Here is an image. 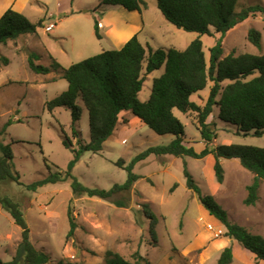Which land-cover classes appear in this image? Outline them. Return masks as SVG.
<instances>
[{"label": "rangeland", "instance_id": "obj_1", "mask_svg": "<svg viewBox=\"0 0 264 264\" xmlns=\"http://www.w3.org/2000/svg\"><path fill=\"white\" fill-rule=\"evenodd\" d=\"M28 1L26 17L32 22L43 19V27L5 44L0 43V53L9 59L8 65L0 66V142L15 141L12 144L14 171L18 172L21 183L10 181L0 184V194L20 204L31 242L37 248L46 250L51 257L46 264L66 259L82 264L103 263L108 249L130 260L138 251L151 264H217L222 249L228 245L233 250L231 264H264L239 241L224 236L225 226L200 204L197 195L187 186L185 169L191 172L203 194L213 195L227 210L232 222L264 236V180H260L256 204L245 205L246 187L252 182L254 174L243 168L236 158L222 160L224 179L221 183L214 175L212 153L202 158L150 154L134 165L133 171L140 177L132 188L116 191L108 199L75 196L71 178L45 184L35 190L27 189L26 185L49 173L66 170L73 152L63 145V132L72 141L73 148L77 147L72 135L70 110L57 107L50 113L45 107L47 100L67 89V80L57 71L47 74L35 72L30 67V60L49 66L54 58L63 67H68L99 53L103 48H110V44L94 33L91 4V8L82 5L88 0H76L73 6L75 13H62L61 16L57 15V11L65 7L59 5V0ZM146 2L148 8L144 17L147 25L140 36L137 34L142 43L147 40L155 48L175 46L183 49L198 36L196 32L184 31L168 22L158 9L156 0ZM256 4L264 7V0H239L236 10ZM162 19L164 22H161ZM49 22L55 23L56 27L46 32L44 26ZM250 27L261 32V49L248 40ZM220 39L223 56L229 53L235 56L264 53V13H254L224 36L219 33L202 35L208 64L210 48ZM32 55L36 58H31ZM163 73L162 66L145 75L138 95L141 100L148 99L153 79ZM228 82L224 81L221 85ZM211 85L212 82L208 81L204 89L191 95V100L203 106ZM77 103L81 107V116L75 128L82 139L88 141V112L80 99ZM174 114L185 125L186 141H202L196 113L183 114L174 109ZM217 115L215 107L208 117V121H216V135L209 143L210 149L230 143L264 147V134H238L235 126L218 120ZM120 117L128 120L119 121L102 150L99 153L84 151L72 169V175L86 187L109 190L114 184L124 183L127 171L116 165L119 159L126 166L148 147L166 144L173 139L171 134L155 133L130 112H123ZM190 144L195 145L197 150L203 147L201 142ZM43 156L48 159L49 169ZM146 209L157 217L155 236L149 232L150 219ZM68 211L72 212L76 225L70 236ZM20 238L21 228L0 206V259L3 262L11 260Z\"/></svg>", "mask_w": 264, "mask_h": 264}, {"label": "trees", "instance_id": "obj_2", "mask_svg": "<svg viewBox=\"0 0 264 264\" xmlns=\"http://www.w3.org/2000/svg\"><path fill=\"white\" fill-rule=\"evenodd\" d=\"M73 2V0H70ZM239 0H156V4L165 19L177 28L188 32H196L198 36L184 48H152L143 44L134 34L120 49H103L99 53L63 67L52 58L49 66L35 64L30 60V67L37 73L47 74L57 71L66 79L68 87L56 97L47 100L45 107L52 113L57 107L70 110L72 116V135L77 147L63 132V145L72 149L73 158L66 170L49 173L26 185L27 189L35 190L45 184L72 179L73 194L98 196L108 199L119 190H130L140 176L134 173V165L150 154L173 155L176 157L190 156L202 158L213 154V171L218 182H223V159L236 158L241 166L254 174L252 182L247 185V194L243 200L245 205H255L259 195L260 180H264V147L244 144H220L209 148L215 137L216 121H208L214 108L218 109L217 119L225 124L236 127L238 134L262 136L264 134V53H229L223 56L221 39L210 48L209 64L203 50L202 35L226 32L243 22L256 12L264 13L262 5H249L240 11L236 10ZM121 5L129 11L141 12L147 8L146 0H100L94 10L102 6ZM43 19L30 21L23 13L8 8L0 16V43L5 44L22 34L34 33L43 27ZM94 33L101 38L98 19L94 17ZM248 40L261 49V32L250 27ZM36 55H32L31 58ZM9 64V59L0 53V66ZM164 67V73L153 79L148 99L141 100V91L145 75ZM208 81L212 82L209 95L203 106L191 100V95L204 89ZM229 81L222 86V82ZM80 99L88 112L89 140L82 139L76 130V122L81 116ZM174 109L183 114L196 113L202 141H186L185 125L174 114ZM130 112L155 133L171 134L173 139L162 145L150 146L131 159L125 166L119 159L116 165L126 169L127 179L122 184H114L109 190L89 188L80 183L73 175L72 169L84 151L99 153L104 142L112 137L119 121L127 122L120 115ZM18 142V141H16ZM203 143L199 150L190 143ZM11 140L0 142V184L15 181L19 184V174L14 171V154ZM42 152V150H41ZM45 165L47 157L43 156ZM188 188L193 191L200 204L224 226V236L239 241L242 246L253 253L256 258L264 261V236L253 233L246 227L232 222L227 210L211 194H203L188 169L184 170ZM0 206L5 209L14 222L21 228V238L11 260L0 264H46L50 261L49 253L37 248L30 240L29 228L20 208V204L6 195L0 194ZM150 219L149 232L155 236L157 217L145 210ZM70 229L68 235L75 230L72 212L68 211ZM233 250L225 246L217 260V264H231ZM55 264H82L71 259L61 260ZM97 264H151L138 251L132 259H126L119 253L108 249L103 263Z\"/></svg>", "mask_w": 264, "mask_h": 264}, {"label": "crops", "instance_id": "obj_3", "mask_svg": "<svg viewBox=\"0 0 264 264\" xmlns=\"http://www.w3.org/2000/svg\"><path fill=\"white\" fill-rule=\"evenodd\" d=\"M99 1L100 0L98 1L88 0V1H84L82 5L84 7H90L91 4L92 8L91 7L90 8L93 9V13H94L93 17L97 18L99 22V32L101 35L100 40L103 39L104 42L110 44L109 49H120L127 42V40L130 39L134 34H138L140 36L142 31L144 30V27L147 25V22L144 17L145 9H143L141 12H138L136 10L126 11V9L123 6L115 5V6H105L104 8L101 7L98 8V10L94 11V8L98 5ZM28 3H29L28 0H0V16L9 7L27 16L25 14V9L28 7ZM74 4H76V0H73V2H70L69 0H59V5L60 6L64 5L65 8L60 7V9L57 11V15L60 14L62 15V13L67 15H73L75 13V10L73 8ZM86 9L84 11H86ZM98 12L101 13V15H99ZM157 16L159 17V15ZM161 22H164V19H162ZM102 28L104 29L103 32H102ZM143 44L150 45V43L147 40ZM103 47H106V45H104ZM151 47L155 48L153 46Z\"/></svg>", "mask_w": 264, "mask_h": 264}, {"label": "built area", "instance_id": "obj_4", "mask_svg": "<svg viewBox=\"0 0 264 264\" xmlns=\"http://www.w3.org/2000/svg\"><path fill=\"white\" fill-rule=\"evenodd\" d=\"M55 23H53V22H49L47 25H45L44 27H45V31L46 32H49V31H51L54 27H55ZM210 227H211V225H209ZM217 235V234H216Z\"/></svg>", "mask_w": 264, "mask_h": 264}]
</instances>
